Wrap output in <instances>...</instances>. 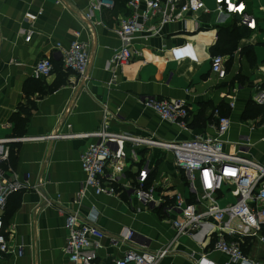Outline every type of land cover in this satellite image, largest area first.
<instances>
[{"label":"crops","instance_id":"1","mask_svg":"<svg viewBox=\"0 0 264 264\" xmlns=\"http://www.w3.org/2000/svg\"><path fill=\"white\" fill-rule=\"evenodd\" d=\"M242 1L256 19V30L239 42L232 57H225L231 65L227 77L220 80L211 71V48L218 42L221 27L244 25L236 15L219 13L214 0H205L208 12L187 14L183 21L166 25L157 34L137 36L132 49L138 57L118 68L110 65L122 46L114 29L118 18L127 13L115 8L94 13L92 21H85L92 0H0V140L17 138L12 117L28 102L26 89L35 79L36 64L44 58H51L55 65L61 61L57 44L68 47L84 42L94 53L90 82L82 86L78 76L68 72L65 84L55 92L32 95L36 108L31 111L25 137H21L24 141L9 144L14 152L13 166L8 162L7 167L29 189L11 195L2 216L12 248H22L23 256L8 255L0 264H70L65 223L66 215L74 212L81 216L98 212L97 226L107 238L101 242L94 264H115L131 247L140 250L144 244L155 252L175 237L170 219L156 203L144 207L129 201L127 194L96 196L93 190L85 189L81 157L94 139H39L57 130L79 135L98 131L104 105L112 114L111 131L143 137L155 134L164 141L212 137L215 110L220 108L232 122L225 138L226 152L235 154L242 146L240 150L264 166V120L243 118L250 101L255 102L256 87L264 85V0ZM39 12L42 14L35 21L27 18V14ZM58 74L56 69L42 80L45 91L57 81ZM146 98L185 101L191 114L189 129L161 120L143 106ZM142 171L147 175L146 187L154 190L155 201L156 185L157 193L187 194L186 179L172 155L139 151V161L132 163L120 183H135ZM80 193L83 198L75 204ZM128 231L135 234L132 242H124ZM172 250L161 264H196L204 262V255L209 264H234L208 243L202 250L189 237H180ZM257 260L264 264V255Z\"/></svg>","mask_w":264,"mask_h":264},{"label":"built area","instance_id":"2","mask_svg":"<svg viewBox=\"0 0 264 264\" xmlns=\"http://www.w3.org/2000/svg\"><path fill=\"white\" fill-rule=\"evenodd\" d=\"M214 1L219 13L236 15L241 25L251 31L256 30V19L247 12L242 0ZM115 7L116 0H92L83 19L92 21L94 13L101 14ZM127 9L128 13L118 18L114 29L122 45L110 61L114 68L128 65L138 57L132 49L137 36L154 32L157 34L162 27L183 21L187 14L209 10L205 0H129ZM41 14H27V18L35 21ZM28 36L32 38L33 32H28ZM57 50L64 69L76 74L82 86L89 83L94 59L89 44L79 41L68 47L57 44ZM53 71L52 59L44 58L36 64L33 77L44 80L52 76ZM211 71L220 80H224L227 77L225 57L213 56ZM254 101L264 105V86L256 87ZM143 106L155 112L161 120L185 131L189 129L191 114L185 101L146 98ZM103 112L102 126L96 132L79 135L57 130L39 139H94L81 157L82 170L86 176L85 189L93 190L96 196L118 198L127 194L129 201L134 200L144 207L156 203V208H161L170 219L176 234L169 245L155 252L149 251L146 244L140 250L131 247L115 264H161L173 251L172 246L180 237H189L202 250L208 243L213 250L227 256L234 264H259L257 258L261 252L264 253V166L248 157L246 152L240 150V145L235 154L226 152L225 138L232 126L229 116L215 110L212 137L164 141L155 134L143 137L113 132L110 130L112 114L106 105ZM67 127L71 129L70 125ZM14 141L21 142L24 139L0 140V262L11 254L23 256L22 248L17 251L12 248L2 219L10 196L29 189L28 184L23 183L11 167H4L10 159L9 144ZM142 150H158L162 155H172L177 169L186 179L187 194L170 195V192H165L167 190L157 193L156 185L155 201L153 188L145 185L147 175L144 171L140 172L135 183H120L132 163L139 161V151ZM225 187L235 202L221 207L219 200L226 196ZM81 198L83 194L80 193L74 203L79 204ZM98 217L96 210H92L88 216H81L79 212L66 215L65 229L68 235L65 251L70 264H94L97 260L101 242L107 238L97 226ZM134 237V232L128 231L124 242H132ZM112 242L116 244L118 241ZM203 260L196 264L208 262L207 255L203 256Z\"/></svg>","mask_w":264,"mask_h":264},{"label":"trees","instance_id":"3","mask_svg":"<svg viewBox=\"0 0 264 264\" xmlns=\"http://www.w3.org/2000/svg\"><path fill=\"white\" fill-rule=\"evenodd\" d=\"M129 0H116V9L118 11H123L125 13H128L127 4ZM251 34V30H249L247 27L240 26L237 27H221L218 33V42L215 46L211 48V52L213 56H233L234 53L238 50V44L239 42L249 37ZM248 52V50H246ZM54 64V62H53ZM231 60L226 63V69L228 71V68H230ZM58 69V79L57 81L45 91V84L42 80H36L33 79L29 83L28 89H26V95L28 102L25 105H21L18 112L15 113L12 117V124L14 125V136L17 137L16 139H19L21 137H25L26 135V128L30 120V114L31 111L36 108L35 103L30 100V97L34 95L35 93H38L40 95H43L45 93H53L56 90H58L63 84H65V77L66 73L69 71H66L63 67L62 61H59L54 64V71ZM264 86V85H263ZM220 113L224 116H229L227 113H222L220 108H218ZM244 120H257L260 119L261 121L264 120V107L256 104L253 101H250L248 104L244 115ZM13 150L10 151V159L9 162L11 166H13L12 163V157H13ZM5 169L8 168L7 166H4Z\"/></svg>","mask_w":264,"mask_h":264},{"label":"rangeland","instance_id":"4","mask_svg":"<svg viewBox=\"0 0 264 264\" xmlns=\"http://www.w3.org/2000/svg\"><path fill=\"white\" fill-rule=\"evenodd\" d=\"M225 192L226 195H228V198H224V199H220L219 200V204L221 207H225L226 205L235 202V199L233 198V196L231 195V192L228 190L227 187H225ZM264 255V253H261V257Z\"/></svg>","mask_w":264,"mask_h":264},{"label":"water","instance_id":"5","mask_svg":"<svg viewBox=\"0 0 264 264\" xmlns=\"http://www.w3.org/2000/svg\"><path fill=\"white\" fill-rule=\"evenodd\" d=\"M39 191H40L41 194L44 196L46 202L49 203V197L47 196L45 190H44L42 187H40V188H39ZM47 203L42 204V205L40 206V208L44 207Z\"/></svg>","mask_w":264,"mask_h":264},{"label":"bare ground","instance_id":"6","mask_svg":"<svg viewBox=\"0 0 264 264\" xmlns=\"http://www.w3.org/2000/svg\"><path fill=\"white\" fill-rule=\"evenodd\" d=\"M249 174L251 175L252 173L251 172H249ZM244 180H246V178L244 177Z\"/></svg>","mask_w":264,"mask_h":264},{"label":"clouds","instance_id":"7","mask_svg":"<svg viewBox=\"0 0 264 264\" xmlns=\"http://www.w3.org/2000/svg\"><path fill=\"white\" fill-rule=\"evenodd\" d=\"M205 264H208V262H207V261H205Z\"/></svg>","mask_w":264,"mask_h":264}]
</instances>
